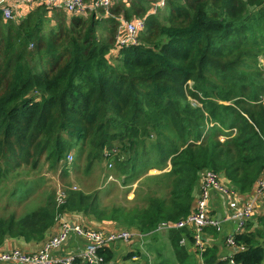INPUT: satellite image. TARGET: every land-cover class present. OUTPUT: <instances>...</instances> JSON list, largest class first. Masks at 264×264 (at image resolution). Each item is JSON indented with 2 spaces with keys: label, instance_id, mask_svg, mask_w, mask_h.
Masks as SVG:
<instances>
[{
  "label": "trees",
  "instance_id": "trees-1",
  "mask_svg": "<svg viewBox=\"0 0 264 264\" xmlns=\"http://www.w3.org/2000/svg\"><path fill=\"white\" fill-rule=\"evenodd\" d=\"M159 1L118 0L101 17L40 4L15 21L0 9V182L43 164L64 177L72 151L76 164L87 155L86 171L112 158L125 186L170 165L140 180L148 195L136 208L103 205L99 188L73 184L62 186L66 197L58 204L56 187H48L42 204L0 217V246L9 238L44 241L59 213L147 234L189 216L205 170L242 193L262 176L264 77L257 56L264 51V0H165L153 12ZM134 18L145 21L139 43L119 47L122 20ZM190 95L203 105H193ZM115 146L130 155L120 159L111 153ZM30 182L21 179L11 195L21 200ZM187 229L172 232H186L194 245ZM235 240L242 247L233 253L236 264H264L263 215L249 218ZM176 250L186 263L190 256L178 241ZM101 254L112 261L109 247ZM201 256L206 264H230L216 244Z\"/></svg>",
  "mask_w": 264,
  "mask_h": 264
},
{
  "label": "built area",
  "instance_id": "built-area-1",
  "mask_svg": "<svg viewBox=\"0 0 264 264\" xmlns=\"http://www.w3.org/2000/svg\"><path fill=\"white\" fill-rule=\"evenodd\" d=\"M118 0H0V9L6 20L19 21L25 17L26 13L22 10L23 6H33L34 4H44L49 8H61L68 14L101 17L103 12L109 13L110 8ZM165 0H160L153 12L157 11L158 6L163 7ZM145 21L143 18H134L132 20H122L119 32L116 37V43L119 47H127L139 43V36L144 29ZM118 150L114 147L111 153ZM118 153V152H117ZM72 152L67 155L66 162L71 164ZM66 193L62 186L57 190V202L62 204ZM213 197L221 200L222 204L227 205L232 214L230 216L222 215L219 217L211 214L210 202ZM264 198V170L263 177L258 180L255 190L251 196L244 201L239 192L233 187L225 184L221 175L212 170H205L201 176L199 195L196 203L187 218L178 222H164L163 227L183 229L185 227H194V247L200 251L198 253L200 264H206L200 257V254L207 248V238L203 237L205 228L213 227L218 232L224 230V224L233 221L236 228L228 233L225 239V245L230 253L223 259L230 264H236L233 259V253L241 250L242 247L236 244L235 236L244 231L247 220L256 214H259L257 207L258 201ZM57 225L59 230L49 236L41 250L35 253H29L20 248H8L0 251V264H113L107 262L101 251L109 247L113 242H129L135 234L130 229H106L103 227L91 226L82 220L81 215L68 216L59 213L57 216ZM71 235H75L84 242L83 248L77 254L60 255L59 251L68 242ZM184 242V240H182Z\"/></svg>",
  "mask_w": 264,
  "mask_h": 264
},
{
  "label": "rangeland",
  "instance_id": "rangeland-1",
  "mask_svg": "<svg viewBox=\"0 0 264 264\" xmlns=\"http://www.w3.org/2000/svg\"><path fill=\"white\" fill-rule=\"evenodd\" d=\"M53 25V23H50L49 27ZM99 33H102V30H100ZM260 47H263L264 49V42H261ZM257 66L260 68L264 77V51L259 53L257 56ZM192 85V80L187 81L185 84L186 90H191ZM189 100L195 106L203 105L191 95L189 96ZM124 146L128 148V146ZM118 150L119 151L116 150V153L113 151V153L120 159L123 157L127 158L130 155V150L125 151L126 148L122 150L120 147H118ZM72 153L73 159L71 164L68 165L69 167H66L68 169V174L64 177L60 178L59 174H61V169L59 170L58 174L52 175L47 172V165L43 164L39 167V169L34 171L32 170L31 173L27 172L24 177H14L13 173H10L7 177L8 181L2 180V182H0V217L9 215L11 213L21 215L27 209L42 204L45 201V194L49 190L48 187H56L58 190V188L61 186L68 187L71 184H73V187L77 189L82 188L87 192H93L99 188L101 190L100 198L102 204H105L106 206L123 205L127 209H130L144 205L145 197H147L148 194L145 192L143 187L139 186V182L142 178L132 182L128 186H125L123 185L124 179H122L115 170V165L112 161V158L111 160L104 161L100 164L96 163L91 169L86 171V166L88 164L87 155L82 156V158H80L76 164L77 157L74 151H72ZM149 154L150 151L148 152V155ZM169 168L170 165L164 168L162 171H167ZM145 171L147 172L146 176L155 175L158 173L160 174V170L154 168ZM27 178H30L31 180L30 184L32 185V191L28 193L26 191L27 188L23 186L22 188L27 194L23 195L21 200L12 196L10 193L11 190L9 189H12L13 185L22 186L19 184V181L21 179ZM257 204V207H262L264 204V198H261ZM84 222L91 225L90 222Z\"/></svg>",
  "mask_w": 264,
  "mask_h": 264
},
{
  "label": "crops",
  "instance_id": "crops-1",
  "mask_svg": "<svg viewBox=\"0 0 264 264\" xmlns=\"http://www.w3.org/2000/svg\"><path fill=\"white\" fill-rule=\"evenodd\" d=\"M40 4H34L33 6H23L22 10L27 14L29 13L35 6ZM159 8V6H158ZM26 16V15H25ZM21 20V19H20ZM223 137V136H221ZM223 139V138H222ZM116 147V146H115ZM123 157L122 159H124ZM169 170V169H168ZM167 170V171H168ZM160 173L164 171H159ZM159 174V173H158ZM156 175V174H155ZM202 176V174H201ZM262 176L259 178L261 179ZM201 179V177H200ZM222 181L231 186L229 182L221 177ZM200 182L196 186V197L199 195L200 190ZM258 182V181H257ZM254 185L253 189L249 193H242L237 188L233 187L235 190L239 192V195L242 197L241 201H244L249 196H251L255 190L257 185ZM196 201V200H195ZM196 203V202H195ZM194 203V205H195ZM194 207V206H193ZM211 214L213 216L219 217V214L222 212V215L230 216L232 214L231 209L222 204L221 200L216 197H213L210 202ZM259 214L264 216V204L262 207H258ZM82 220L86 222H90L91 226L103 227L106 229H128L123 227H117L112 221H97L93 218H89L81 215ZM187 229L190 235L191 232H195V228ZM183 228V229H185ZM212 228V227H210ZM236 224L233 221L227 222L224 224V230L219 232L217 236L205 231V237L207 238V243L209 245H219L220 247V257H223L230 253L229 248L225 245V239L228 233H231L235 230ZM172 229H177L175 227L167 228L163 227L161 224L152 232L147 234H141L136 232L133 229H130L134 234V238H132L129 242L117 241L113 242L109 248L113 251V264H189V262H195V264H200L199 255H197L195 247L193 245V240L186 234V232H180V236L177 234H173ZM59 230L58 225L56 224L47 235V238L41 242H26L24 239H6L5 243L0 246V251L8 248H20L29 253H35L42 249L44 243L47 241L48 237L53 235L55 232ZM192 230V231H191ZM191 231V232H190ZM184 240V242H182ZM178 241L179 245L185 249V251L189 254L190 258L186 263H181L179 257L177 255L176 250V242ZM84 242L80 240L79 237L75 235H71L66 245L63 247L61 251H59L60 255H68V254H77L83 247ZM191 260V261H189Z\"/></svg>",
  "mask_w": 264,
  "mask_h": 264
}]
</instances>
